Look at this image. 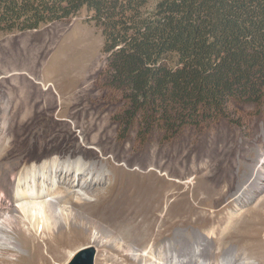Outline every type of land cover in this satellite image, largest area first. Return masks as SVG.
<instances>
[{"label": "rangeland", "instance_id": "1", "mask_svg": "<svg viewBox=\"0 0 264 264\" xmlns=\"http://www.w3.org/2000/svg\"><path fill=\"white\" fill-rule=\"evenodd\" d=\"M103 46V29L86 7L68 20L0 35V179L53 159H83L88 169L72 178L93 184L90 203L80 211L110 233L98 244L95 230L75 221L54 233L25 231L17 236L22 249L0 254V264H64L88 244L97 247L96 264H141L130 249L151 246L156 254L168 248L177 264L199 258L264 264V176L255 179V166L264 160V107L244 105L239 122L186 128L170 138L156 129L138 135L139 126L120 125L123 102L99 80ZM55 84L62 87L57 92ZM137 180L163 187L161 199H142L131 186ZM97 191L104 195L100 202ZM34 255L38 262L30 263Z\"/></svg>", "mask_w": 264, "mask_h": 264}, {"label": "trees", "instance_id": "2", "mask_svg": "<svg viewBox=\"0 0 264 264\" xmlns=\"http://www.w3.org/2000/svg\"><path fill=\"white\" fill-rule=\"evenodd\" d=\"M84 7L103 29L99 80L123 102L125 130L170 138L264 107V0H0V35Z\"/></svg>", "mask_w": 264, "mask_h": 264}, {"label": "bare ground", "instance_id": "3", "mask_svg": "<svg viewBox=\"0 0 264 264\" xmlns=\"http://www.w3.org/2000/svg\"><path fill=\"white\" fill-rule=\"evenodd\" d=\"M54 87L56 89V92L59 90V88H62L61 85L59 86L58 84H55ZM46 88H47L46 91L48 93L53 94L54 91L52 92L51 87H46ZM16 98L13 100H16ZM22 101L24 102V100ZM49 102L50 103L54 102L52 96H50ZM44 110L46 111V109ZM13 121L14 120H12V122ZM30 144L32 143L30 142ZM3 158L5 159V157ZM14 159L10 158L9 160L14 162ZM255 168H257L255 179L257 180L261 179L264 176V160H260V165H257V167L255 166ZM87 169L88 168H86L83 159L82 160L76 159L73 162V164L72 163L61 164L58 162L57 159H53L52 161H50L49 164L47 162L40 165L38 164V166H34L33 168L26 170V172L23 174L20 173L17 176L14 175L11 179L9 178V176H7V172H6V174L3 176L5 179H0V254L11 252L12 254L9 253V256H12L14 251H20L22 248L20 247V242L18 241L17 236H22L25 231L34 232L35 234H39V233L42 234L44 232L54 233L55 230L58 229L59 225L72 224V221L79 222L80 224H86L88 229L90 228L94 229L95 232L92 235V241L98 244H103L104 238L106 236H109L110 234L109 231L106 228L101 227L100 223L95 218L91 217L90 215H85L82 211H80L79 208L80 206L82 208L83 206H86L88 205V203H90L89 199L92 198V195L90 193L91 189L89 190V188L92 186L93 183H89L85 181L79 185V183H76L72 178V173L80 176L83 173V171H86ZM112 170L120 174H124L125 176H127L130 173L129 170L123 169L122 167L115 165L112 166ZM61 173L63 174V179H59V175ZM101 174L103 173L101 172ZM111 174L113 175V173ZM100 178L101 179L99 182H102L103 177ZM138 180L131 182L132 183L131 186L135 188V190L140 194L138 195L142 199L149 198L155 201L157 200V202L159 201V199H161L163 194V187L158 186L155 182L152 181L140 182ZM94 196L96 197V200H98L99 202L104 197V195H102L101 192L99 191H97ZM173 206L175 209L176 203H174L172 207L170 206L171 207L170 209H172L171 213L174 210ZM211 238L212 240L217 241V237L214 231L211 234ZM217 245H219L218 241H217ZM39 246L41 245L38 243V245L35 246V249L36 250L37 248L39 249L40 248ZM167 249L161 250L160 253L158 254L153 252L152 246L148 249L131 248L130 251H131V255H133L135 259H138L141 262V264H177V258L175 256L169 257L167 255L168 252ZM215 255L217 254L215 253ZM37 257L38 255L36 256L34 255L31 259H29V262L32 263L35 260L37 261L36 259ZM227 262L226 263L220 262V263L223 264L230 263ZM195 264H208V263H204L199 258L198 261H195Z\"/></svg>", "mask_w": 264, "mask_h": 264}, {"label": "water", "instance_id": "4", "mask_svg": "<svg viewBox=\"0 0 264 264\" xmlns=\"http://www.w3.org/2000/svg\"><path fill=\"white\" fill-rule=\"evenodd\" d=\"M97 253V247L94 244H88L79 248L64 264H96Z\"/></svg>", "mask_w": 264, "mask_h": 264}]
</instances>
